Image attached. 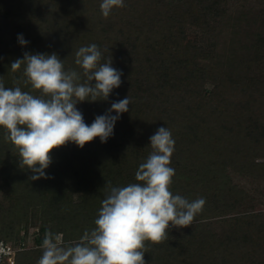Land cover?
<instances>
[{"label": "trees", "instance_id": "trees-1", "mask_svg": "<svg viewBox=\"0 0 264 264\" xmlns=\"http://www.w3.org/2000/svg\"><path fill=\"white\" fill-rule=\"evenodd\" d=\"M124 3L105 18L101 0H0V78L6 87L21 76L23 67L14 73L10 65L25 52H55L65 70L82 72L75 52L96 44L101 63L111 57L122 71V83L107 101L77 104L85 123L105 114L112 102L128 95L131 100L106 143L97 137L82 149L74 143L55 149L45 169L48 179H29L31 171L19 167L18 153L0 129V239L25 241L27 225L41 222L33 246L17 253L14 264H37L48 231L66 242L91 229L106 186L134 182L159 127L172 132L171 166L181 178L189 180L198 170L215 175L217 185L208 191L217 203L230 206L242 196L227 175L230 162L233 170L264 178V163H255L264 159V85L235 82L188 36L206 31L225 0ZM21 34L25 46L18 42ZM201 220L199 213L191 226L170 229L165 242L148 244L146 264H264V215L234 216L233 237L223 241Z\"/></svg>", "mask_w": 264, "mask_h": 264}, {"label": "clouds", "instance_id": "clouds-1", "mask_svg": "<svg viewBox=\"0 0 264 264\" xmlns=\"http://www.w3.org/2000/svg\"><path fill=\"white\" fill-rule=\"evenodd\" d=\"M124 6V0H101L100 10L107 18L113 9ZM18 42L28 44L22 34ZM102 55L96 44L80 47L75 64L82 72H77L65 70L64 60L55 52H25L10 65L14 73L23 67L14 86L6 87L0 78V129L18 153L19 167L31 171L30 180L50 178L45 169L55 149L68 143L82 149L97 137L106 143L121 114L129 111L128 95L112 102L89 125L77 108L85 101H107L121 86L122 71L112 66L111 57L101 63ZM21 84L30 90H22ZM149 140L150 152L139 164L134 182L106 186L94 226L76 241L65 242L60 234L46 232L37 264H146L148 244H161L168 240L171 228L193 224L206 201L189 200L172 191L175 140L171 130L159 127Z\"/></svg>", "mask_w": 264, "mask_h": 264}, {"label": "rangeland", "instance_id": "rangeland-1", "mask_svg": "<svg viewBox=\"0 0 264 264\" xmlns=\"http://www.w3.org/2000/svg\"><path fill=\"white\" fill-rule=\"evenodd\" d=\"M221 10L207 20V30L198 35H188L197 41L205 54L212 58L215 67L227 74L237 83L264 85V0H225ZM189 32L192 30L188 29ZM255 163H264L258 158ZM227 175L242 196L230 206L216 202L214 192L209 186H216V177L204 170H198L189 180L181 178L175 169L172 191L189 200L204 198L201 224L205 230L223 241L233 237L232 218L241 214L259 213L264 215V178L262 175L233 170L231 162ZM1 181V180H0ZM76 195L73 196V199ZM233 199H237L233 196ZM38 220L34 226L27 225V239L32 245ZM175 229V228H171ZM77 240V239H76ZM76 240L68 239L66 242ZM154 264V263H149Z\"/></svg>", "mask_w": 264, "mask_h": 264}, {"label": "built area", "instance_id": "built-area-1", "mask_svg": "<svg viewBox=\"0 0 264 264\" xmlns=\"http://www.w3.org/2000/svg\"><path fill=\"white\" fill-rule=\"evenodd\" d=\"M30 241L26 238L25 241L18 243H9L0 239V264H14L17 253L29 249L33 246L29 244Z\"/></svg>", "mask_w": 264, "mask_h": 264}]
</instances>
